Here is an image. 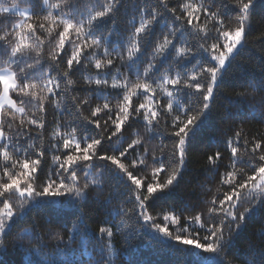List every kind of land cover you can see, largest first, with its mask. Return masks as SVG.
Returning a JSON list of instances; mask_svg holds the SVG:
<instances>
[{"label": "trees", "instance_id": "1", "mask_svg": "<svg viewBox=\"0 0 264 264\" xmlns=\"http://www.w3.org/2000/svg\"><path fill=\"white\" fill-rule=\"evenodd\" d=\"M56 2L57 0H49L50 4ZM109 2L110 0H78L73 16L76 20L87 19L89 14L102 10V7H106ZM194 2L197 0H165L169 9H176V15H181L180 9L183 4ZM42 6L43 0L39 3H34V0H0V7H18L21 11L34 10L36 15L30 22L45 23V30L42 32L38 30V35L44 41L41 52L43 74L37 73L41 80L46 79L49 74L56 76L58 72L66 71V60L73 50L72 44L66 41L62 59L57 62L50 59V54L56 50L58 33L62 31V27L57 28L56 25H50L49 22L44 21L43 15L46 11H40ZM207 6L213 11H219L225 24L235 26L233 21L238 12L235 0H207ZM145 7L163 13V18L160 23L154 25L151 38H137L134 30L139 26V21L144 15L142 9ZM53 15H55V10H53ZM171 18L172 13L165 10L160 0H122L114 19L105 18L100 23L95 35L103 34L108 37L105 46L109 53L114 56L113 50L115 49L116 52L123 54L124 59L115 60L110 69H104L98 74L94 63L95 59L103 58L104 48L99 49L96 55L91 54L93 49H86L85 58L82 59L83 66L78 68L74 65L70 73L69 78L73 83L68 92L58 94L55 98L56 102L51 99L45 100V111L36 112V116L41 117L45 124L41 138L35 141L42 145L45 151L41 168L37 173L39 177L36 181L37 186H42L47 180L53 168L52 156L64 155L62 151L56 152L51 147L53 144L62 146L63 143L62 140L52 139V133L57 127L60 128L62 135L69 133L74 127L78 135L83 131L85 135L99 133L107 137L114 131V125L108 121V115H112L115 119L125 89L105 88L94 83L87 84L86 77L94 79L99 75L103 78L106 74L109 84L114 78L118 79V82L127 79L130 85L135 82H144L143 77L138 80L135 69H130L128 66L130 62L127 51L129 49L133 51L136 68H139L141 72L150 60L157 64L159 70L150 74L149 79V82L154 81L153 87H156V83H159L161 77L165 75H175L178 70L181 75L191 74L196 70L198 63L208 62V54L203 52L183 67H178L171 57L167 60L159 56L154 57L153 53L157 44H162L163 35L168 31L162 27V24L165 21L170 24ZM21 20L23 17L18 13H0V35H4L8 29ZM200 26L204 27L209 34L207 43H216L217 33L214 22L201 16ZM49 28L52 29L50 34ZM69 39L73 44L80 43L74 33ZM179 40L188 41L189 46L194 48L201 42L195 34L189 36L187 33ZM137 41L141 49L139 53H136L133 47ZM176 46L179 48L180 43L177 42ZM32 55L34 56L35 53ZM7 61V51H0V70L4 68L17 70L16 65H9ZM261 80H264V0H256L251 25L246 29L244 45L224 73L215 91L211 111L189 143L186 165L179 183L171 195H163L148 201L149 214L161 226L165 224L164 215L179 217L177 224L168 223V228L173 235L178 229L188 228L190 233L199 232L202 238L207 234L206 231L200 229L194 221L190 223L187 218L200 215L205 228L218 219L217 217L210 219L208 209L212 207L211 201L214 197L218 201L223 198L224 192L229 191L228 185L221 184L222 177L226 178V173L232 170L230 167L231 153L227 148L228 139L234 137L236 131H242V135L249 142L253 138H264V115H262L264 106L256 108L253 112L248 103L242 102L246 98L255 106L264 99V92L257 91ZM61 87L63 88L64 85L62 84ZM172 90L171 86L164 85L156 88L155 95L162 106H166L168 102L166 91ZM36 91L40 94L39 89ZM190 91L189 89L184 90V92ZM11 95L13 99H17L19 105L16 94ZM253 97L255 101L252 100ZM23 99L27 101L28 98L23 97ZM147 99L140 90L132 97L131 103L133 107H138L140 103H147ZM190 100L194 103L195 97L184 95L183 92L174 95V101L183 106H187ZM106 101L110 104L111 113L103 111L96 117H92V110L98 106L102 108ZM27 107L32 109L33 106L27 105ZM174 114L183 115L176 111L175 103ZM19 119V114H16L14 127ZM87 119H98L101 124L100 129L97 130L94 125L87 124ZM9 120H12L10 114L5 120L6 131ZM105 121L108 123L105 124ZM130 125L126 124L123 131L113 137L111 142L105 139L103 152L113 154L116 146L127 147L133 140L139 139L141 143L135 149L129 150V154L126 158H122V162L130 165L131 161L138 158L145 160L143 165L138 164L135 169L129 167V170L144 181L146 188L147 183L152 182L153 169L160 166L159 162L163 161L167 165L170 149L176 139L171 135L174 131L172 117L167 116L153 132L146 130L143 112L134 120L130 119ZM30 127L31 135L37 136L38 130L35 126ZM136 133L138 135H135ZM8 134L12 133L8 132ZM30 142L25 141V143ZM217 151L221 154V160L214 168L209 164L207 156L214 155ZM243 152L244 149L241 148L240 153L243 154ZM115 154L118 155V153ZM153 157H155V162ZM92 164L94 166L89 179H95L101 187H90L86 202L80 203L76 197L65 196L59 198L63 204L57 203L55 206L42 209L31 207V201L25 203L24 207L31 210L24 214L23 220L17 222L7 237L0 236V240L3 241V245H0V264H71L73 260L78 264H98L102 258L101 249H103V264H196V257L180 252L178 245H170L162 234H157L155 229L143 219L137 220L136 215L131 211L134 200L128 187L130 182H126V177L119 174L116 166L111 165L110 162L95 159ZM2 165L3 161L0 159V167ZM236 170L251 173V170L241 163L237 164ZM2 177L3 173L0 170V178ZM52 178L56 179L55 176ZM164 179L165 174L162 172L160 180ZM78 181L81 186L84 184L83 172L78 171ZM66 182L71 183L70 180ZM9 202L14 205L15 211L21 210V198L18 195L11 196ZM247 206V204L242 205L240 211ZM117 211L120 215H116ZM114 225H119V228L117 229ZM100 227H112L115 234L111 241L106 236L98 239ZM262 232H264V208H258L255 215L246 222L245 227L238 234L235 228L233 229L232 243L220 253V258L225 261V264H264V235L261 234ZM225 239H228L227 229H225ZM197 242L203 243L204 241L200 239ZM204 255L211 256L210 253H204Z\"/></svg>", "mask_w": 264, "mask_h": 264}, {"label": "snow or ice", "instance_id": "2", "mask_svg": "<svg viewBox=\"0 0 264 264\" xmlns=\"http://www.w3.org/2000/svg\"><path fill=\"white\" fill-rule=\"evenodd\" d=\"M39 2L40 0H34V3ZM121 2L122 0H110L106 7L95 11L94 14H89L87 19L76 20L73 13L78 6V0H57L54 4H50L49 0H43L40 11H46V14L43 15L44 21L49 22L50 25H56L57 28L62 27V31L58 33L56 50L50 54V59L53 62L62 59L66 41L73 47L66 60L67 70L63 73L58 72L56 76L49 74L43 80L37 76L38 72L43 74L41 52L44 44L38 35V30L41 32L45 30V23L30 22L36 15L32 9L21 11L18 7H0V13H18L23 17V20L8 29L4 35H0V51H7V63L17 66V70L10 68L0 70V159L3 161V165L0 167L3 173V177L0 178V205H2L0 207V236L7 237L17 222L23 220L24 214L31 210L24 207L28 201L32 202L31 207L38 209L52 207L57 203L63 204L59 198L65 196L76 197L80 203L86 202L89 188L101 187L95 179H89L91 169L94 166L92 161L95 159L110 162L111 165L116 166L122 177H126V182H130L128 187L134 200L131 211L136 215L137 220L143 219L145 223L155 229L157 234H162L170 245H178L180 252L196 257V264H225V261L220 258V253L231 245L233 229L235 228L238 234L245 227L246 222L255 215L257 209L264 208V151H262L264 138H253L249 142L242 135V131H236L234 137L228 139L227 148L231 153L232 163L230 167L232 170L226 173V178L222 177L221 184L228 185L229 191L224 192L223 198L218 201L214 197L211 201L212 207L208 209L209 218L217 217L218 219L205 228V223L202 222L200 215L187 218L190 223L194 221L200 229L206 231L207 234L202 238L199 232L190 233L188 228L178 229L173 235L168 228V223L177 224L179 217L166 214L163 216L165 224L161 226L149 214L148 201L163 195H171L179 183L186 165L189 143L211 111L215 91L218 89L224 73L234 56L244 45L246 29L251 25L256 0H235L238 12L233 21L234 27L231 24H225L221 13L213 11L211 7L207 6V0L183 4L180 9L181 15H176L175 8L169 9L165 0H160L165 10L172 13V18L170 24L168 21L162 24V27L168 31L163 35L162 44H157L153 53L154 57L159 56L163 60L171 57L178 67H183L203 52L208 54V62L206 64L198 63L196 70L191 74L184 73L181 75L178 70L175 75H165L161 77L159 83H156V87H153L154 81L149 82V79L150 74L159 70L157 64L150 60L141 72L139 68H136L133 51L129 49L127 51L130 62L128 66L130 69H135L138 80L143 77L144 82H135L130 85L127 79L118 82V79L114 78L109 84L106 74L103 78L99 75L94 79L86 77L87 84L94 83L105 88L125 89L115 119L112 115H108V121L114 125V131L107 137L99 133L85 135L83 131L78 135L77 129L74 127L69 133L62 135L60 128L57 127L52 133V139L62 140L63 143L62 146L53 144L51 147L56 152L62 151L64 155L52 156L53 168L47 180L42 186L36 185V181L39 179L37 173L45 156L43 146L35 142L41 138L42 130L45 127L43 119L37 117L36 112L43 113L45 111V100L51 99L56 102L55 98L58 94L68 92L73 83L69 78L70 73L73 71L74 65L78 68L83 66L82 59L85 58L86 49H93L91 54L96 55L99 49L104 48L103 58L95 59L94 63L98 74L104 69H110L115 60L124 59L123 54L116 52L115 49L113 50L114 56L109 53L105 46L108 37L103 34L95 35L96 29L105 18L114 19L115 12ZM53 10H55V15H53ZM142 12L144 15L139 21V26L135 27L134 35L137 38H151L154 25L160 23L163 13L147 7L143 8ZM201 16L214 22L217 33L216 43H207L209 34L204 27L200 26ZM51 30V28L48 29L49 34ZM73 33L76 39L80 41L79 44H73L69 39ZM185 33L189 36L195 34L201 41L198 46L195 48L189 46V42L186 40L181 42L179 38L184 37ZM177 42L180 43L179 48L176 46ZM133 47L136 53L140 52L139 41ZM173 52L174 56H172ZM32 53L35 55L33 56ZM62 84L64 85L63 88L61 87ZM161 85L171 86L173 89L166 91L168 100L166 106H162L155 95L156 88ZM37 89H39L40 94L37 93ZM185 89L191 91L184 92ZM134 90H142V93L148 98L147 103H140L138 107H133L132 97L137 95V91ZM257 91L264 92V80L259 82ZM182 92L189 97L194 96L195 102L190 100L187 106H183L174 101V95ZM12 93H15L19 99V105L17 99L12 98ZM23 97H27V101ZM252 100L255 101V97ZM242 102L248 103L253 112L256 108L264 106V99L255 106L246 98ZM83 103H87V101H83ZM174 103L176 111L183 115L174 114ZM27 105H32V109H29ZM5 109L8 111L5 112ZM103 111L107 113L112 111L107 101L102 108L98 106L93 109L91 116L96 117L98 113ZM142 112L148 132L155 131L161 121L165 120L167 116H171L172 128L174 129L171 135L176 138L170 149L167 165L163 161L159 162L160 166L153 169L152 182L147 183L146 188L144 181L129 170V167L135 169L138 164L143 165L145 160L138 158L131 161L130 165L122 162V158H126L129 150L135 149L141 143L139 139L133 140L127 147L116 146L113 149V154L103 152L105 139L111 142L113 137L123 131L126 124L131 126L130 119L134 120ZM9 114L12 116V120L7 121L6 131L5 120ZM16 114H19L20 119L14 127ZM108 121H105V124ZM87 124L94 125L97 130L101 127L98 119H87ZM30 126H35L38 130L37 136L31 135ZM8 132L12 134L9 135ZM25 141L31 142L25 143ZM241 148L244 149L243 154L240 153ZM153 160L155 162V157ZM207 160L215 168L218 161L221 160L220 152L217 151L214 155L207 156ZM238 163L250 169L251 173L237 171ZM78 171L83 172L85 182L82 186L78 181ZM162 172L165 174L163 181L160 180ZM53 176L56 179H53ZM69 180L71 183L66 182ZM13 195H18L21 198V210L19 212L15 211L14 205L9 202ZM244 204L248 206L240 211ZM116 215H120V212L117 211ZM114 227L118 229L119 225H114ZM225 229L228 232V239H225ZM114 234L112 227H100L98 239H103L106 236L111 241ZM261 234L264 235V232ZM57 238L62 239L61 237ZM200 239L204 242H197ZM0 245H3L2 240H0ZM204 253H210L211 256H205ZM101 256L98 264H103V249H101ZM71 264H78V262L73 260Z\"/></svg>", "mask_w": 264, "mask_h": 264}]
</instances>
